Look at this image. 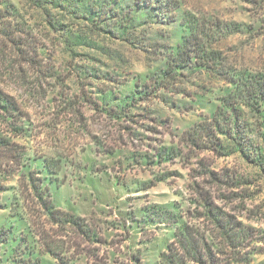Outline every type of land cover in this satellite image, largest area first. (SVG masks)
<instances>
[{"label": "trees", "instance_id": "1", "mask_svg": "<svg viewBox=\"0 0 264 264\" xmlns=\"http://www.w3.org/2000/svg\"><path fill=\"white\" fill-rule=\"evenodd\" d=\"M25 4L34 12L32 19L58 35L59 46L71 58L77 49L108 55L107 41L146 55L144 70L126 75L106 65L104 71L96 70L95 57L81 55L88 60L86 68L77 71L80 80L93 78L102 84L101 89L95 87L94 97L84 95L83 101L106 123L136 136L128 126L138 124L135 112L152 101L177 112H201L176 134L175 143L107 153L119 166L114 187L127 193L170 186L171 178L180 175L169 166L188 160L190 166L197 160L200 167L198 172L192 169L196 179L188 173L189 182L181 191L172 189L174 199L128 211L111 224L127 235L160 231L162 240L152 264H260L264 221L260 226L253 223L259 215L246 207L249 197L238 200L223 193V185L236 188L248 182L229 175L222 179L198 155L211 153L219 159L236 155L264 178V71L236 68L221 50L231 36L261 35L264 17L252 16L251 23H224L186 11L175 0H25ZM23 11L20 0H0V41L34 69L47 60V49L36 41ZM155 26L177 28V33L151 34ZM37 72H45L44 79L54 83L60 80L52 69ZM70 102H63L64 107ZM33 131L19 102L0 90V213H6L0 222V264H80L68 254L67 243L54 240L51 230L60 232V239L73 234L100 245L105 240L75 209L54 203L51 184L66 186V160L37 157L30 147ZM87 162L93 172L92 161ZM129 172L144 174L147 180L119 179ZM95 176L88 178L92 186ZM132 261L144 264L142 251L137 250Z\"/></svg>", "mask_w": 264, "mask_h": 264}, {"label": "rangeland", "instance_id": "2", "mask_svg": "<svg viewBox=\"0 0 264 264\" xmlns=\"http://www.w3.org/2000/svg\"><path fill=\"white\" fill-rule=\"evenodd\" d=\"M20 1L25 18L31 20L36 41L47 49V60L34 70L21 60L17 52H13L0 41V90L14 97L29 115L34 127L30 147L36 156L62 157L66 160L64 166V169L67 168L66 177L63 181L66 186L56 188L51 184L54 203L66 210L75 209L79 215L85 217L92 232L105 241L101 245L90 243L83 237L73 234L60 239V232L54 230L49 231L51 236L56 242L67 243L68 248L75 245V250L67 248V251L70 257L80 260V264H133L132 255L137 250L142 251L144 264H152L157 245L162 240L161 232L148 230L142 236L131 232L127 235L111 223L119 222L121 214L146 204L174 199L172 189L181 191L184 183L187 180L189 182L188 173L196 179V172L200 167L196 164L197 160L191 164L192 166L187 164L190 160L169 166L171 171H176L180 175L171 178L170 186L161 184L147 193H127L114 187L115 177L120 176L119 166L107 153L114 150L123 154L143 149L148 151V145L155 147L169 142L175 143L176 134L180 133L183 127L196 121L201 112H177L161 101H152L144 105V110L135 112L138 124L128 126L137 133L136 136L128 135L125 131L106 123L83 101L84 95L87 98L94 97L95 87L101 89L102 84L93 78L84 82L80 80L77 71L80 70L79 67L86 68L88 60L81 55L95 57L96 62L92 63L96 70L104 71L106 68L103 65H106L110 70L114 69L116 73H125L124 75L142 72L146 64V55L121 42L107 41L104 45L107 47L108 55L99 51L77 49L78 56L71 58L59 46L58 35L44 30L37 19H32L34 12L31 7L25 4V0ZM175 1L186 11L205 14L224 23H251L252 16L258 19L264 17V0H252L251 4H248V0ZM262 29L261 35L254 37L246 34L235 35L223 42L221 50L236 68L264 71V28ZM159 31L172 34L177 33V28L155 26L150 32L155 34ZM39 68L44 71L46 69L56 71L60 75V80L54 83L55 80L44 79L45 72H37ZM63 102L72 104L64 107ZM150 118L156 119V122L150 121ZM88 159L93 163V172L89 171ZM198 159L218 173L222 179L229 175L235 181L240 179L248 182L236 188H227L223 185V193L225 196L234 195L238 200L240 196L249 197L245 200L246 207L259 215L253 223L260 226L258 223L264 221V178L259 172L247 166L236 155L219 159L211 153H199ZM85 167L88 169L83 171ZM184 167H189L190 171ZM192 169H196V172H192ZM93 174L96 176L93 178L95 182L92 186L88 178ZM145 178L147 176L144 174L129 172L119 179L130 183L132 180H147ZM238 200L232 205H236ZM5 216L6 213H0V222L6 219ZM139 237L141 242L138 241ZM258 262L260 264L264 262V256L260 257Z\"/></svg>", "mask_w": 264, "mask_h": 264}]
</instances>
